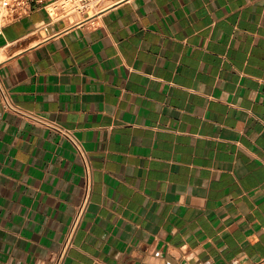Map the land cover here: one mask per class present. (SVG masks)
Segmentation results:
<instances>
[{
  "label": "crops",
  "instance_id": "0c3cea01",
  "mask_svg": "<svg viewBox=\"0 0 264 264\" xmlns=\"http://www.w3.org/2000/svg\"><path fill=\"white\" fill-rule=\"evenodd\" d=\"M110 2L108 5H102ZM0 264H264V0H101L0 33Z\"/></svg>",
  "mask_w": 264,
  "mask_h": 264
},
{
  "label": "built area",
  "instance_id": "2783aa9c",
  "mask_svg": "<svg viewBox=\"0 0 264 264\" xmlns=\"http://www.w3.org/2000/svg\"><path fill=\"white\" fill-rule=\"evenodd\" d=\"M101 0H0V33L3 28L16 20L29 15L34 9L43 10L51 19H62L73 16H89L93 14L92 4ZM0 95L3 107L7 111L18 112L5 89L0 82ZM27 119L39 126H50L55 128L61 136L67 139L81 158L83 167V194L79 204L75 208L71 222L64 235L62 246L56 255L53 264H63L68 249L72 245L73 237L79 228L82 218L87 211L90 194L92 190L91 165L87 152L81 141L71 130L63 129L43 119L25 114Z\"/></svg>",
  "mask_w": 264,
  "mask_h": 264
},
{
  "label": "rangeland",
  "instance_id": "374dc122",
  "mask_svg": "<svg viewBox=\"0 0 264 264\" xmlns=\"http://www.w3.org/2000/svg\"><path fill=\"white\" fill-rule=\"evenodd\" d=\"M109 3H110V2H105V3L102 5V7L108 5Z\"/></svg>",
  "mask_w": 264,
  "mask_h": 264
},
{
  "label": "flooded vegetation",
  "instance_id": "af4514ba",
  "mask_svg": "<svg viewBox=\"0 0 264 264\" xmlns=\"http://www.w3.org/2000/svg\"><path fill=\"white\" fill-rule=\"evenodd\" d=\"M94 7H95V2L92 4V8L94 9Z\"/></svg>",
  "mask_w": 264,
  "mask_h": 264
}]
</instances>
